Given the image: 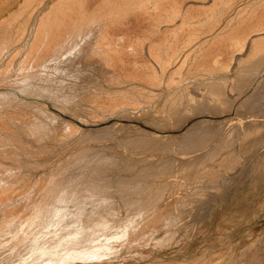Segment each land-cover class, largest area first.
<instances>
[{
	"label": "rangeland",
	"instance_id": "374dc122",
	"mask_svg": "<svg viewBox=\"0 0 264 264\" xmlns=\"http://www.w3.org/2000/svg\"><path fill=\"white\" fill-rule=\"evenodd\" d=\"M209 1L208 3L212 4V0ZM244 1L235 0L233 2L234 5L232 4L233 6L231 5L229 9L227 8L224 11L219 10L220 7L218 5L220 4L213 3L211 8L212 16L213 14L214 17L218 16L214 20L216 22V24L214 22V28L208 35L211 40H208L207 43L212 41L215 36H229L238 28L240 20L242 22L243 19L250 17L251 12L248 11H250L249 7L252 5L248 6V10L241 11L243 6L251 4L248 0ZM257 2L261 3L260 0H255L252 4H257ZM216 7L219 9H215ZM237 7L239 8L237 9ZM11 8L7 9V11H11ZM218 10L221 17L216 14ZM195 17H198V15ZM238 19L240 20L238 21ZM144 29L140 25L131 27L130 34L135 35L136 33L144 32ZM199 39L192 41L190 45L184 48V50L186 48L190 49L189 51L187 49L185 51L182 50L164 68L163 77L165 75V79L162 77L163 79L158 81V83L152 84L138 78L139 80L132 79L131 81H125L126 83L122 82L123 84L120 82H114V84L105 79L107 77L105 74L102 75L101 70L97 71V74H92L93 76L78 72H76L77 74H67L57 71L34 79V82L51 88L54 95L40 96L36 94V96L34 95L35 93L30 94L31 92L22 90L21 92L18 88L19 92L22 93V96L19 97L20 99L16 97L15 100L2 106L3 109L5 107L4 110L0 108V114L10 123L5 124L2 122L3 125L2 123L0 125V140H2L0 141V203L3 204L4 202V205L8 206L12 213L10 215L12 218H0V227L4 225V227L0 228V239L2 240H0L2 243H0V250L3 249L0 251L1 264H8V260H11L9 264H16V261L11 263L12 257L14 256L15 258L16 255L12 251L9 252V247L8 251L7 248H4L6 247L7 239L13 234L7 230L6 224L8 219L12 221L15 217L24 214L27 208L40 204L41 197L39 191H36L38 186L33 185L40 184L41 181L46 182L49 177L54 175L56 168L67 157L85 155L88 160L80 168L86 170L88 165H101L105 161L103 159L112 152L118 154V163L116 162L113 167H109L107 170H112L105 171L104 175L110 179L114 178L112 179L113 185L109 189L100 191L99 195L108 196L116 212L103 223H98L96 220L90 219L89 216L81 215L80 218L75 219V216L80 212L79 210H91L94 204L91 199L75 200L69 198L68 202L64 203L66 204L64 205L66 209L63 213V217L67 218L68 225L66 224L64 227L52 222V225L45 227L46 229L40 233L39 239L41 237L40 240L49 237L58 239L61 251L67 244L66 241L69 236L72 237L74 235V226L83 222L89 227L90 223L97 222L96 225L102 224V228L98 232V238L96 239L100 244H105L104 241L109 243V241L111 242L115 239L117 241L114 243L116 248L113 247V243H110L115 252L113 254H101L103 257L100 256L101 258L99 257L100 259L95 261L83 258L67 264H264V57L261 58V55L264 56V49H261L263 51L261 54L259 53L261 51H258L252 59L250 56L252 49L249 44V38L245 42L244 46L246 47L243 46L242 40L241 44L240 41L238 43L235 42L236 47H231L233 44L231 40L230 43L232 44L230 47L231 49L234 47L233 49L235 50L232 49V51L228 47V50H230L229 56L225 54H228V51L223 52V57L225 58L222 60L225 61L226 59L225 65H222V61L217 62L216 65L214 62L213 68L206 67L207 69H203L202 67L197 68V64H193L201 59V57L195 58L194 56L196 52H202V48H199L201 40ZM147 44L143 50L147 57L144 55V58L148 59L147 61L153 66H156V70L160 73V63L157 62L158 60L150 59L151 55ZM202 46L203 43L200 47ZM197 48L199 49L195 52L194 49ZM192 50L194 52H191L193 56L190 54L192 58L190 56L189 58L191 59L183 61L186 54ZM22 53L24 51H20L21 56L17 61H20L25 56ZM6 54L1 59L0 70L4 68L11 58L9 52V55L7 54L6 56ZM248 55L249 59H251L249 61L253 60V64L257 63V65L249 66L252 64L251 62L247 64L250 67L248 68L247 65L240 63L244 58H248ZM196 59L197 61H195ZM180 65L182 66L179 67ZM211 69H213L212 72H210ZM239 69L241 70L239 71ZM173 71H175V74ZM171 73L174 75L172 76ZM244 74H246L245 77L243 76ZM175 76L176 81H174ZM181 76L182 78H180ZM177 78L181 81H177ZM0 79L2 80V77ZM170 79H173V82H170ZM212 79L216 81L215 88L211 86L214 84ZM5 80L3 79L0 82V88L5 86ZM167 82L170 84H167ZM9 84L12 85L13 82ZM136 84L140 85L139 87L144 86L148 93L153 94V97L148 96V99H145L147 94L138 95L137 101L139 100V102L137 103L141 107H134V105L131 107L129 106L130 104H124L123 107L118 106L107 95L112 90L115 92L120 89L126 90L128 87L131 89L132 86L136 90ZM76 87L80 90L75 89ZM82 90L87 93L85 94ZM106 90L109 91L106 92ZM80 92L84 97H79L81 96ZM173 93H177L178 99H174ZM133 94L136 95L137 91H134ZM28 95L31 96L28 97ZM68 95L71 101L62 99V97ZM121 98L129 99L133 101L132 104H137L134 101V96ZM10 103H13L14 106ZM6 106L10 108L8 109ZM38 107L46 109L40 110ZM178 111L180 112L178 113ZM9 113H12V115ZM51 115H54L58 120L51 118ZM251 117H255L258 120L253 119L255 120H252L253 123L248 121L246 122L248 124L243 126V128L241 126L236 127L235 134L231 132L229 134L228 131L230 129H235L233 128V121L239 118L246 119ZM36 118L39 119L37 120ZM64 119L71 121L75 125L73 130H68V127L63 122H60ZM21 121L23 126L20 125ZM205 126L211 127L213 131L218 132L220 128L221 132L216 135H209L212 137L207 136L208 139L204 140V144L200 145L199 149L189 150L190 135L197 133L199 129ZM152 135L154 137L159 135L158 137L165 142L166 140L164 139L166 138L169 141L168 146L163 145L161 142L154 144L156 140L154 141ZM92 145L98 146L93 147ZM89 146L91 147L88 148ZM169 146L170 151H167ZM169 152L176 156L190 155L191 160L189 159L184 163L186 165L180 164L179 169L177 168L175 171H154L153 174H150L153 182L148 189L142 192L138 191L137 185L129 189V194L119 188L120 183L118 181L120 179L138 177L140 174L139 170L150 163L161 162L159 165L161 166L162 159H165ZM73 169H77V166L70 170L74 171ZM163 184H166L165 191L157 198L151 200L152 191ZM16 194L24 195L22 199L28 194H31V197L26 200L25 206H23L21 198H17ZM130 194L132 196L139 194L138 196L141 195L145 201L147 200L145 202L146 210L144 208L143 213L141 212L142 214L139 213V205L126 200L128 195L131 197ZM99 195L98 197H101ZM17 209H19L18 213ZM14 211L17 213H14L16 216L13 214ZM57 216V219L60 218L59 214ZM121 217L123 219H120ZM144 226H147L146 230ZM6 227L7 229H4ZM88 227L87 229H89ZM105 229L108 231H105ZM7 232L10 233L8 234ZM144 232L148 233L145 234ZM3 234L7 239L1 236ZM109 235L112 237H109ZM146 236H149L148 240L145 238ZM135 238L138 240L136 241ZM97 240L94 241L98 243ZM108 243L106 242V244ZM100 244L98 245L100 246ZM102 244L100 248L107 246ZM64 249L61 253L65 252ZM47 261L45 260L44 264ZM49 261L47 264L51 263ZM55 262L54 264H65L62 263L64 261Z\"/></svg>",
	"mask_w": 264,
	"mask_h": 264
},
{
	"label": "bare ground",
	"instance_id": "6f19581e",
	"mask_svg": "<svg viewBox=\"0 0 264 264\" xmlns=\"http://www.w3.org/2000/svg\"><path fill=\"white\" fill-rule=\"evenodd\" d=\"M208 1L209 0H0V62H2L1 59L3 58V56L5 57L6 53L8 54V52H9V54L11 56L9 61L7 60L8 62L5 64L4 68L1 69L2 71L0 70L1 71L0 77H2V80L1 79L0 80L3 81V79H6L5 80V86L0 88V106H1L0 108L3 109L2 106L5 103H9V102L15 100L16 97L19 98L22 96V93L19 92L18 88L20 89V91L22 90V91L31 92L30 94L35 93L34 95H36V94L40 95V96H44V95L48 96L49 94L54 95L53 92L51 91L52 90L51 88L44 87V86L34 82V79L38 76L46 75L48 73H53V72H57V71L67 73V74H71V73L77 74L76 72L85 73V75L91 76L92 74H97L96 72L101 70V72L103 73V74L102 73L101 74L102 75L105 74V76L107 77L105 79L109 80L110 83L111 82H113V83L114 82H116V83L117 82H120V83L123 82L124 83L125 81H131L132 79L136 80L138 78L143 79L145 82H150L152 84L156 83V82L158 83V81H161L163 78L165 79V75L163 77V72L165 70L164 68H166V66L172 60H174L178 56V54H180L182 52V50H184L185 47L190 45L192 43V41L197 40L199 38L201 39V40L199 39L200 40V42H199L200 46L202 43H203V46L202 47L199 46L200 49L202 48L201 53L196 52V51H198L199 48L194 49V51L196 52L194 54L195 58L201 57V59H199L200 61L199 60L197 61V59H196L195 61H197V63H193V64H197V68H199V67H202L203 69H205L206 67L213 68L212 66L214 65L213 64L214 62L216 65L217 62H221V61L223 62L222 65H225L224 62L226 61V59H225V61L222 60L225 58V57H223V52L228 51V54L227 53H225V54L229 56L230 50H232L234 48L233 47L231 49V47L232 46L236 47L235 42L238 43L240 41V44H241V40H242V42H243L242 44L244 46L245 42H247L246 41L247 38L250 39L249 44L251 45V49H252L250 56L252 57V59L254 58V55H256V53H258V51H261V49H264V44H263L264 43V7H262V6H264V0H260L261 3L257 2V4L256 3L252 4V2H254L255 0H248L249 2H251V4H247V5L243 6L242 9L241 8L240 9H241V11H243V10L245 11V10H248V6L252 5L249 7L250 11H248V12H251L250 17L247 18L248 17L247 16L246 17L247 19H243L242 22L240 19H238V21L240 20V23H239L240 27L238 26V28L235 29V31L232 34H230L229 36H225V35L215 36L212 41L207 43L208 40H211V39H209L210 37H208V35H209L210 31H212V29L214 28V26L216 24V22L214 20L218 16L217 15L216 17H214V14L212 16V11H211L212 9L211 8L213 6V3L214 4L215 3L220 4V5H218L220 7V9L217 8L218 6L215 9H219L220 11H224L227 8L229 9V7L233 4V2L235 0H212V4L208 3ZM10 7H12L11 8L12 10L7 11V9H9ZM238 8L239 7H237V9ZM213 10H214V8H213ZM219 10H218V13H216L217 10L215 11V13L219 14L220 13ZM223 14H224V12H223ZM197 15H198V17H195ZM243 15H244V13H243ZM248 15H249V13H248ZM219 16L221 17V14H219ZM221 20H222V18H221ZM214 22H215V24H214ZM139 25L143 26V28H145L144 29L145 31L141 32V33L140 32L136 33L135 35H131L130 34V28L135 27V26H139ZM217 25H218V21H217ZM113 27H114V29H113ZM15 30H16V33H15ZM253 31H257V32H253ZM252 32H253V34H251ZM142 34H144V35H142ZM233 39H235V40H233ZM230 41L233 42V44L230 43ZM205 43H207V44H205ZM146 44H147L148 50H150L149 51V53L151 55L150 59L153 58V59H155V61L158 60L157 62L160 63V66H161V68H159L160 73L158 72V70H156V66H153V64H151L150 62L147 61L148 59L144 58L145 52L143 53V50H144V47ZM230 45H231V47H230ZM228 47H230L229 48L230 50H228ZM244 47H246V46H244ZM249 47H248V49H249ZM14 49H16V50H14ZM233 50H235V49H233ZM20 51L21 52L24 51V53H22V55L25 54V56H23L20 61H17L20 59L19 57L21 56ZM191 52H193V50L186 54L183 61L192 58V56H193L192 54L194 52L192 54H191ZM262 52L263 51H261L259 53L261 54ZM236 53H239V52H236ZM7 54H6V56H7ZM234 54H235V52H234ZM226 55H224V56H226ZM231 55H232V52H231ZM236 55H238V54H236ZM190 56H191V58H189ZM262 57H264V56L261 55V58ZM249 60H251V59H249V55H248V58H244V60L240 61V63L242 62L243 65L246 66L248 63H251L253 61L252 60L250 62ZM258 62L260 63V61H258ZM252 65H257V63L253 64V62H252V64L249 66H252ZM157 66L159 67L158 64H157ZM181 66L182 65H180L179 67H181ZM249 66H248V68H250ZM179 67H178V69H179ZM195 67H196V65H195ZM222 67H221V69H222ZM242 67H244V66H242ZM202 68H201V70H202ZM221 69H220V71H221ZM180 70H182V69L180 68ZM212 70L213 69H211L210 72H212ZM240 70L241 69H239V71ZM242 70H243V68H242ZM175 71H173V73ZM177 71L179 72V70H177ZM191 71H193V70H191ZM173 73H171L172 76L175 74V73L174 74ZM245 75L246 74H244L243 76L245 77ZM241 77H242V75H241ZM244 77H242V78H244ZM167 78H168V76H167ZM169 78H170V75H169ZM180 78H182V76ZM215 79H216V77H215ZM215 79L214 80L212 79V83H214V84H212L211 86H213V87L215 86V82H216ZM172 80L170 79V82H173ZM179 80L177 78V81H179ZM210 80H208V81L210 82ZM9 81L13 82L14 85L9 84V83H11ZM174 81H176V76H175ZM168 82H169V80H168ZM168 82H167V84H170ZM182 82H184V81H182ZM240 82H242V81H240ZM221 84H220V86H221ZM171 85H172V83H171ZM171 85H168V86H171ZM135 86H136L135 87L136 90H134L133 89L134 87L132 86L133 88L131 87V89H130V87H128L126 90L120 89V90H116L115 92H113V90H112L111 92H108L107 95L110 97V100L113 102H116L118 106L123 107L124 104H130L129 106H131V107L133 105H134V107H139V106L141 107V105H139L137 103V102H139V100L137 101L138 95L147 94L145 99H148L147 97L148 96L153 97V94L148 93L145 90L146 88L144 86L139 87L140 85H137V84ZM223 88H224V86H223ZM75 89H79V88L76 87ZM93 89H94V87H93ZM107 91H109V90H106V92ZM134 91H137L136 95L133 94ZM27 92H25V93L27 94ZM84 93L86 94L87 92H84ZM176 94H174V99L175 98L178 99ZM77 95H79V94L77 93ZM77 95H75V96H77ZM80 95H81V92H80ZM30 96L31 95H28V97H30ZM40 96H38V97H40ZM124 96H126V97H133L134 96V101L137 104H132L133 101H131L129 99H122L121 97H124ZM79 97H84V96L81 95ZM19 99H17V100L21 101ZM62 99L70 100L69 95L66 97H62ZM217 99H218V97H217ZM22 100H25V99H22ZM25 101H27V100H25ZM14 102H16V101H14ZM29 102H31V101H29ZM18 103H20V102H18ZM185 103H186V101H185ZM185 103L183 102L184 105H185ZM39 104H40V102H39ZM177 104H175V105H177ZM11 105H13V103ZM15 107H17V106H15ZM124 107H126V106H124ZM4 109H5V107H4ZM39 109L45 110L46 108L44 109V107H43V108H39ZM179 112L180 111H178V113ZM188 112H190V111H188ZM12 113H14V112H12ZM12 113H9V114L12 115ZM16 114L18 115V113H16ZM17 115H16V118H17ZM45 116H47V115H45ZM8 118H11V117H8ZM51 118H56V117H54V115H51ZM56 119L58 120V118H56ZM253 119L256 120L257 118H255V117L246 118V119H240L239 118V119L233 121V123H234L233 128H235V129H230V131H228L229 134H230V132L232 134H235V131L237 130L236 127L241 126V128H243V126L248 124L246 122L252 121ZM255 120H253V121H255ZM253 121H252V123H253ZM2 122L5 124H10L9 121L5 120V118L2 116V114H0V125ZM11 122H13V121L11 120ZM56 122H58V121H56ZM60 122H63L64 125L66 127H68V130H73V128L75 126L71 121L66 120V119L61 120ZM3 123H2V125H3ZM19 124H20V122H19ZM20 125H22V121H21ZM42 125H40V126H42ZM38 128H40V127H38ZM18 131H20V130H18ZM214 131L212 130L211 127L205 126L202 129H199L197 131V133L191 134L190 138H189L190 142L187 141L188 146H189L188 148H190L189 150H192V149L196 150L197 148L199 149V146L204 144V140L207 138V136L216 135V134L221 132L220 128H219V132L218 131L214 132ZM225 135H226V133H225ZM231 135H229V136H231ZM150 136H151V133H150ZM158 136H155V137L153 136L154 141L156 140V143H154V144H157V142H159V143L161 142L163 145L165 144L168 146L169 141H167L166 138L165 139L163 138L164 140H166V142H165V141L161 140L160 137H158ZM209 137H212V136H209ZM0 141H2V140H0ZM5 141H4V143H5ZM98 145H92V146L97 147ZM227 146H228V144H227ZM90 147L91 146H89L88 148H90ZM167 151H170V146H169ZM168 154H167L165 159H162L163 161H162L161 166H159L161 162L147 164V165L143 166L141 168V170H139L140 174L138 177H132V178H130V177L125 178L124 177L123 179H120L118 181L120 183V187L119 186L118 187L122 190H125V193L129 194V192H130L129 189H131L137 185L136 188H138V191L142 192V191L148 189L150 184L153 182L152 176L150 174H153L154 171H158V170L159 171L162 170L165 172H170L173 170L175 171V169H177V168L179 169L180 164L186 165L184 163H186L189 159L191 160L190 155L176 156V155L172 154L171 152H169ZM117 158H119L118 154L115 152H112L103 159V160H105V161H103V163H102V161H100L102 163V164L100 163L101 165H99V166L88 165V169L86 167V170H83L80 167H82L83 163L87 162V160H88L85 155L67 157V159L65 161H63L62 163H60V165L56 168L54 175L49 177L46 180V182L41 181L40 184H34L33 186H36V187L38 186L37 187L38 189L36 191L37 192L39 191V195L41 197L40 204H38L34 207H31V208H27V210L24 212V214H21L18 217H15L14 219H12V221H11V219L10 220L8 219L9 222L7 221V224H6L8 229H7V227L4 229L9 230L13 234L8 239L6 236H4V234L1 235V236H4L8 240L7 244L5 243L6 247H4V248H7V251H8V247H9V250H10L9 252L12 251L13 254L16 255L15 258H14V256L12 257L13 260L11 263H15V261H16V264H44L45 260L49 261V259H50V261H51L50 264H54L55 261L56 262L57 261H61V262L64 261L62 263L67 264L69 262L70 263L75 262L76 259L81 260L83 258L84 259L87 258V259H90L92 261H95V260L101 258L100 257V256H102L101 254H104V255L106 253H108V254L112 253L113 254L115 252V250L113 249V247H115L114 243L117 241H115V239H114V241L111 239L113 242L109 241V243H108V241H106L108 244H106V242L104 241V243L107 246H104L105 244L101 243L104 246V248H100L101 244L96 238H98L97 237L98 232L101 230L102 224L96 225V223L97 222L103 223V221L109 219L116 212V211H114V206L111 204V200L109 199V197L103 196V195L101 196L99 194L101 193L100 191L109 189L113 185L112 179H114V178L110 179L108 176H106L104 174H105V171L112 170V169H110V170H107V169L109 167H113L116 164ZM76 166H77V169H75V170L73 169L74 171L70 170L71 168H75ZM113 169L115 170V168H113ZM1 172H2V170H1ZM123 175H126V174H123ZM123 175H120V176H123ZM196 175H197V173H196ZM169 183H171V182H169ZM165 187H166V184H163V185H160L159 188L152 191L153 195L151 196L150 199L153 200V199L157 198L160 194H162L165 191ZM133 194H135V193H133ZM28 195L26 197H24V199H22V197L24 195H17V198H19V199L21 198V200H22L21 202L23 203V206H25L24 203L26 202V200L31 197V194L29 196ZM98 195L101 197H98ZM130 195H131V197L129 195H128L129 197L126 195L127 196L126 200H128V202L139 205L138 206L140 209L139 213H141V212L143 213L144 208L146 207L145 202L147 200L145 201V199L142 198L143 197V196H141L142 194L140 196H138L139 194L136 196H132V194H130ZM145 196H147V195H145ZM69 198H72L75 200L91 199L93 201V204H94L93 208L91 210H85V209L79 210L80 212L78 213L77 216H75V219L80 218V216L82 215V216H87V217L89 216L90 219H94L97 222L90 223V221H89V223L91 224V225H89V227L86 224H84L83 222H80L79 224L74 226L73 227L74 235L72 237L69 236L68 240L65 237L67 240L66 241L67 244L65 245V247L63 246L65 248V249L63 248L65 250V252L61 253V251L63 249L61 248L62 250L60 251L58 239H54V238L49 237L47 239L40 240L42 237L39 239V236H40V233H42V231L44 229H46L45 227L52 225V222H55L58 225H63L65 227V225L67 224V220H66L67 218L65 219L63 217V213L65 212L64 210L66 209V207L64 206L66 204H64V203L68 202ZM113 199H114V197H113ZM123 199H125V198H123ZM114 200H116V199H114ZM176 201H178V200H176ZM20 209H22V208H20ZM23 209L25 210V208H23ZM69 209H70V207H69ZM18 210L19 209L16 210L17 213H18ZM145 210H146V208H145ZM16 211H14L13 214L16 213ZM72 212H74V211H72ZM156 212H158V211H156ZM11 214L12 213L8 209V206L4 205V202H3V204L0 203V218L7 219L8 217H10ZM58 214H59L60 218L57 219ZM170 216H171V214H170ZM137 217H138V215H137ZM10 218H12V217H10ZM120 219H123V218L121 217ZM81 220H82V218H81ZM56 224H54V225H56ZM141 225H142V223H141ZM145 225H147V224H145ZM1 227H4V225ZM59 227H58V229H59ZM87 227L89 229H87ZM146 227L144 226L145 230H146ZM69 229H72V228H69ZM52 230H53V227H52ZM138 230H139V228H138ZM105 231H108V230L105 229ZM142 231H143V229H142ZM2 232H3V230H2ZM139 232H140V230H139ZM148 232H146V233H148ZM114 235H116V234H114ZM140 235H141V233H140ZM142 235L144 236V234H142ZM44 236H46V235H44ZM137 236H138V234H137ZM56 237L58 238L57 235H56ZM100 237H102V236H100ZM109 237H112V236L109 235ZM134 237H135V235H134ZM139 237H141V236H139ZM148 237L146 236L145 238L148 240ZM59 238H61V237H59ZM103 238H105V237L103 236ZM131 238H133V237H131ZM141 239H142V237H141ZM94 240H97L98 243ZM99 240L101 241V239H99ZM103 240H102V242H103ZM106 240H107V238H106ZM117 240H118V238H117ZM131 240H134V239H131ZM137 240L138 239H136V241ZM3 241H4V238H3ZM62 241H61V243H62ZM110 243H113L112 244L113 247ZM124 243H126V242H124ZM98 244H100V246ZM135 244H136V242H135ZM119 246H122V245H119ZM2 250H0V251H2ZM29 251H31L32 253ZM7 254H9V253H7ZM218 255H221V254H218ZM109 256H111V255H109ZM10 261L8 260V264ZM47 262H46V264H47ZM4 263H5V260H4ZM0 264H1V261H0Z\"/></svg>",
	"mask_w": 264,
	"mask_h": 264
}]
</instances>
